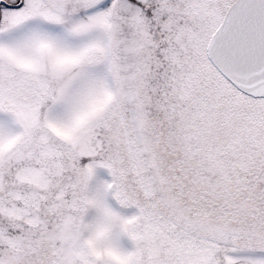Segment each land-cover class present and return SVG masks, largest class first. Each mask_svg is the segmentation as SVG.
Listing matches in <instances>:
<instances>
[{
    "label": "snow or ice",
    "instance_id": "obj_1",
    "mask_svg": "<svg viewBox=\"0 0 264 264\" xmlns=\"http://www.w3.org/2000/svg\"><path fill=\"white\" fill-rule=\"evenodd\" d=\"M0 264H264V0H0Z\"/></svg>",
    "mask_w": 264,
    "mask_h": 264
}]
</instances>
